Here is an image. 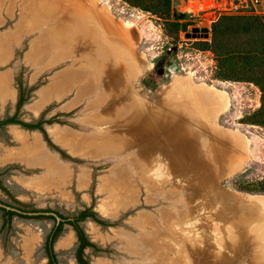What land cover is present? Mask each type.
Instances as JSON below:
<instances>
[{"label":"rangeland","instance_id":"1","mask_svg":"<svg viewBox=\"0 0 264 264\" xmlns=\"http://www.w3.org/2000/svg\"><path fill=\"white\" fill-rule=\"evenodd\" d=\"M13 1L0 0V43L3 41L5 49L0 50V78L7 87L5 95L0 97V264H48L46 239L60 221L63 223L52 241L56 262L79 264L76 258L79 241L66 221L75 219L85 209L94 213L78 221L91 242L83 249V258L89 264L151 263L158 252L149 256L137 249L130 251V242L123 231L149 236L156 227L158 235L175 236L173 251L168 249V240L159 241L162 247L159 264L168 256L172 257L170 264H264V206L250 201L264 195V116L260 112L263 96L260 85L264 87V81L258 80L264 73V62L259 66L249 57L254 52L264 54V16L225 13L212 5L196 14H177L176 8L187 6V0H169L168 9L160 13H154L149 1L53 0L60 13L45 15L35 11L38 0L36 3L34 0ZM86 5L94 7L91 13H85L89 28L107 36L112 49L104 61L108 60L115 70L119 67L116 63H125L129 69L136 66L131 87L142 95L144 113L151 116V121L154 119L151 122L154 132L142 138L145 154L157 151L165 168L188 169L192 180L174 183L168 178L170 175L164 174L160 180L145 176V182L139 170L134 169L135 155L131 160L125 155L118 159L112 155L111 143L96 136L99 129L91 117L107 107L101 98L96 99V93L102 88L106 93L114 76L96 73L95 53H87L83 45L86 40L78 42L80 37L74 33L68 46L58 41V50L51 49L55 32L61 27L62 32L59 30L58 34L64 35L67 24L71 23L63 10L73 6L82 12ZM102 11L110 18L115 33L123 34L124 44L130 50L125 60L115 54L122 46L121 39L104 26ZM93 19L98 23H91ZM193 27H207L208 33L193 32ZM46 43L51 47L47 45L46 49ZM215 47L227 52L225 64L214 51ZM72 75L81 76L78 85L67 86L61 97L54 95L45 102L40 101L41 90ZM179 75L188 76L195 84L226 92L228 106L214 123L225 154L228 144L236 151L227 156L236 161L235 165L228 164V170L221 168L218 159L210 156L205 158L201 154L189 162L181 158L195 143L196 133L190 127L198 129L180 106L170 107L167 101L168 86L173 77ZM91 79L92 86L89 85ZM80 88L86 89L83 96L77 95ZM175 96L182 98L179 91ZM37 102L42 104L38 109L31 106ZM168 110L175 114V120L163 117ZM49 126L65 131L69 142L55 141L47 130ZM15 128L28 133L30 140L33 134L38 136L57 161L65 165L67 183L61 184L56 179L51 182V188H36L21 181L25 176L42 175L46 168L8 157L9 151L22 146L15 138ZM168 159H172V163H168ZM125 164H130L128 179L131 178L137 189V198L121 207L118 203L124 201L132 189L116 187L120 183L127 184L126 174H115ZM120 176L122 178L117 181ZM202 181L208 186L207 191L203 190ZM161 183H164L163 189L154 192L156 202L149 203L147 198ZM172 184L177 187L172 188ZM186 187L191 196L186 195L190 198L185 199L188 202L184 210L180 205L182 195L180 200L173 199V202L164 196ZM218 190L241 200L228 203L217 197ZM160 207L174 213L182 211L179 220L162 214ZM9 210L16 213L9 216ZM140 218L147 221L146 230L136 222ZM170 219L177 225L169 223ZM62 239L68 242L61 243Z\"/></svg>","mask_w":264,"mask_h":264},{"label":"bare ground","instance_id":"2","mask_svg":"<svg viewBox=\"0 0 264 264\" xmlns=\"http://www.w3.org/2000/svg\"><path fill=\"white\" fill-rule=\"evenodd\" d=\"M34 1H32V2H34ZM35 3H36V1H35ZM55 5L56 4L54 3L53 0H38V5L36 6L35 11L39 14L58 15L60 12L57 10ZM59 7H60V5H59ZM62 9L63 8H60L61 12H62ZM92 10H94V7L90 6L88 8L87 5L83 9L82 12L78 7H73V6L70 7L69 9L68 8L64 9L63 15L69 16L70 17L69 21H71V23L67 24L68 30L65 29L64 35H63V33L58 34L59 30H61V32H62L61 27L58 30V32L57 31L55 32L54 39H53L54 43H53V45L51 44L52 47L51 46L50 47L54 51L58 50V46L56 44L58 41H62L63 44L68 46L69 40L74 36L80 37V39L78 40V42H80V43L82 42V39H85L86 41L83 43V45L86 48L85 50H87V53H90V54L95 53L93 55V58H94V61L97 65L96 73L100 74V75L106 74V75H113L114 76L113 77L114 82L112 85L109 82V87H107L106 93L103 91V88H102V90H100L99 92L96 93V94H98V96H97L98 98H96V99L101 98L102 102H105V105H107V107H103V110H101L100 112L96 113L94 116L91 117L96 128L99 129V133L96 136L103 137L102 138L103 140L111 143L109 146L112 149L111 150L113 153L112 155H114L115 157H118V159L122 158L123 155H125L126 158H128L129 160H131L132 155H133V157L136 156L137 159L134 160V163H133V165H135L134 169L136 172H137V169L139 170V174H141L145 178L144 179L145 182L147 179L145 176H153L150 179L160 180V179H162L161 177L164 174L170 175L168 178H171V180L174 181V183H181L184 181L192 180V178H190V176H189L188 169H185L184 171H177L176 169L171 168L168 170L167 168H165L164 163L162 164V161L161 162L159 161L160 157H159L157 151H156V153L153 151H150L147 153V155L145 154V152H144L145 147L142 146V138L144 136H146L148 134H152L154 132V129H152V125H151V122L154 119H152V121H151V116L148 113H144L145 112L144 111V109H145L144 103L140 97L142 95L138 92V90H136V88L131 87L130 81H131V78L136 71V66L134 65L133 67H131V69H129L127 67V64H125V63H122V64L116 63L119 67H117L118 69L116 68V70H115L112 66H110L112 64H110V62L108 60L104 61L105 55L108 58L109 54H111V52H112V49L110 48V46L107 43V40H108L107 36L104 37L101 34L94 31L93 29L89 28L90 27L89 19L85 13L87 11L91 13ZM100 13L102 16V22H103L104 26L107 28V30L114 32L113 36L117 37V39H119V40L121 39L122 46L119 48L118 51L115 52V54H118V56L119 55L122 56V58L125 60V58L129 55L130 50L124 44V39H122L123 34L122 35L116 34L115 30L113 29L114 26H112L113 24L111 23L108 15L104 11H102ZM51 20H52V18H51ZM94 20L95 19H93V21H91V23L97 24L98 21L97 20L94 21ZM57 23H59V22H57ZM65 25H66V23H65ZM67 25H66V27H67ZM72 33H74L75 35L73 36ZM50 39H52V38H50ZM2 42L0 43L1 52H2V50L3 51L5 50L4 49V43H2ZM7 45L8 44H6V47H8ZM47 45L49 47L50 44L46 43V45H45L46 49H47ZM42 47H44V46H42ZM39 50H40V48H39ZM42 51H43V49H42ZM36 53H38V52H36ZM5 56H6V54H5ZM109 60H111V57L109 58ZM89 62L90 63L92 62V58ZM5 79H6V77H5ZM81 80H82V78L79 75H72L71 77H68L66 80H59L60 82L58 84H55V85L51 86L50 88H46V89L41 90L40 101L45 102V101L51 99L54 95L61 97L62 93L66 92L65 88L67 86H72L74 83L77 84ZM6 81H7V79H6ZM4 83L5 82H3L0 78V97L4 96L6 93L5 91H6L7 87L4 85ZM89 83H90L89 84L90 86L93 85L92 79L89 81ZM133 87H134V85H133ZM84 88H80L79 92L77 93L78 96H80V95L83 96L84 94H86L84 92V91H86V89H84ZM12 94H14V93L12 92ZM102 97H104L105 101L103 100ZM108 101H110L111 103L110 102L108 103ZM40 105H42V104L37 102L31 106H34L36 109H38L40 107ZM35 112H36V110H35ZM191 112H192V110H191ZM158 115H160V114L156 113V116H158ZM13 130H14L15 138L22 143V146L19 149H14V150L9 151L8 157H10L12 159H16L18 161L20 160L22 163L24 162V164H26V165H33V166L34 165H36V166L40 165V166H43L46 168V172H44L42 175H37V176L35 175L34 177H28V176L22 177V179H21L22 182H24L26 185H29V186L31 185V186H34L36 188H45V186H49L47 188H51V186H52L51 182L52 181L56 182V179H57V182H61V184H65V182L67 183V177H66L67 174H66L65 168L63 167L65 165L62 164L61 161H57L56 157L44 147L43 143L41 142V140L38 138L37 135L33 134L32 135L33 139L30 140L29 139L30 136L28 133H26L22 130L20 131L16 128ZM47 130L50 134H52L55 141L63 142V143L69 142L66 140L68 138V135L65 133V131L59 129V127L49 126ZM216 131H217V129H216ZM197 137H198V134H195V139H194L195 143L191 145L190 151L188 150L187 153H184L185 156L181 157L186 162L191 161V159L192 160L197 159V157H199L201 154L204 156V154L206 153L205 149L203 147V144L200 145L199 142H201V141H198ZM172 149H173V147H172ZM182 149H184V148H182ZM171 154H172V151H171ZM191 154H192V156L189 157V155H191ZM174 155H176V154H174ZM168 163H172V159L171 160L168 159ZM131 164H132V162H131ZM130 169H131L130 164L129 165L125 164V167L123 169L116 170V172H115V174L117 176L122 175V174L127 175V177L124 176V178L127 181V184H124V183L118 184L116 186L118 189L124 190L128 186H129V188L130 187L132 188L131 193L129 192L130 194H128L127 197H125V200L118 203V205L121 207H125L127 204H130L133 201V199L137 198V191H135L137 189H135V187L133 186L131 178L128 179ZM82 175H84V173ZM121 178H122L121 176L118 177L117 181L120 180ZM199 180H204V179H199ZM41 186H43V187H41ZM201 186L204 188L203 189L204 191H207L208 186L203 181L201 182ZM163 187H164V183H161L159 186L154 188L153 192H151V194L149 195L150 197L147 198L149 203L156 202V199L154 197V192H156V190L163 189ZM171 187L176 188L177 186H176V184H172ZM179 190L180 191L172 192L171 194L170 193L164 194V196L167 200H170L171 202H173L172 201L173 199L180 200L179 196L182 195V199H181L182 201L180 202V205H181V208L184 210L186 208V202H188L187 200L190 198V197L188 198V196L186 197V195L191 196V192L187 187L184 188L183 190H181V189H179ZM107 194H109V193H107ZM183 194H185V195H183ZM217 197L224 199L228 203H232L234 201H237V200L240 201L241 200L239 197H236V196L234 197V196H231L229 194L222 193V191H220V190H218ZM185 199H187V200H185ZM250 201L253 202L254 204H260V205L264 206V195L253 197V198H251ZM160 208H161L162 214H164V213H167L168 215L170 214V216H173L174 218H177V220H179L182 211L178 210L177 213L176 212L174 213V211L171 209L170 210L167 209L168 211L167 210L165 211V209H163V207H160ZM107 214H108V212H107ZM155 219H156L157 223H159L158 219L157 218H155ZM163 221H164V218H163ZM165 221H166V219H165ZM168 221H169V223H172L173 225H177V223H175V221H173L171 219ZM136 222H138V224L140 225V227L142 229L146 230L145 225H146L147 221L145 219H141V218L136 219ZM167 229L171 232V229L169 227ZM115 232L118 233L120 231L116 230ZM158 233H159V228H157V227L150 233L149 236H143L142 234L134 235V234L127 233V232L124 233V231H123V235L126 236L127 241L130 242L131 246H130V248L128 247L130 251H134L137 249L136 251H138V252H142V253H146V254L149 253V256H151V254L152 255L155 254V251L158 252L156 259L149 264H159V262L162 260V253H161L162 247H159V241L160 240H163V239L168 240L169 241L168 242V244H169L168 249H170L171 251L175 250V236L172 235L171 237L168 238L166 235H163V234L158 235ZM67 240L62 239L60 241H61V243H65V242H68ZM126 244L128 245L129 243H126ZM187 244L189 245V247H191L189 244V241ZM191 245H192V243H191ZM184 246H182V248ZM195 247H198V246H195ZM185 249H187V248H184V250ZM186 253L189 257V253L187 251H186ZM169 254H170V252H169ZM190 260H191V258H190ZM170 263H172V257L168 256L163 264H170ZM180 263H178V264H180ZM97 264H99V263H97ZM191 264H193V263H191Z\"/></svg>","mask_w":264,"mask_h":264},{"label":"crops","instance_id":"3","mask_svg":"<svg viewBox=\"0 0 264 264\" xmlns=\"http://www.w3.org/2000/svg\"><path fill=\"white\" fill-rule=\"evenodd\" d=\"M168 89L170 91L169 93H166V95L169 106H180V109L184 111L189 118H191L195 127L198 129L194 130V128L191 129L190 127V130L198 134V141L203 143V147L206 152L204 157L206 158L207 156H210L218 159L221 168L225 170L228 168V164L230 166L235 165L236 161H231L227 158V156L236 154V151H232V145L227 143V154H225L226 151H224L221 145L223 141L217 136V127L214 123V119L218 116V114L228 106V96L226 92L221 89H214L202 84H195L188 76L182 75L174 76L172 83L168 86ZM177 91L180 92L182 97L181 99H178L175 96ZM160 113L161 111L159 114ZM164 114L165 115H163V117L175 120V114L169 110L165 111ZM197 124L199 128L197 127ZM239 154L240 152H237V155Z\"/></svg>","mask_w":264,"mask_h":264},{"label":"trees","instance_id":"4","mask_svg":"<svg viewBox=\"0 0 264 264\" xmlns=\"http://www.w3.org/2000/svg\"><path fill=\"white\" fill-rule=\"evenodd\" d=\"M139 1H142L143 3L149 1V3H152V5H153L152 10L154 11V13H160L161 11H164L166 8L168 9V6H169V0H139ZM148 10H151V9H148ZM213 40H215V38ZM214 44H215V42H214ZM214 51L220 56L221 62L223 64H225L227 62V52H225L223 49L217 50L216 47H215ZM249 57L255 59L254 61L257 64H259V66H260V64H263V62H264V54L262 55V54H259L257 52H254ZM259 79L264 81V73L263 72L260 76H258V80ZM258 83H259V81H258ZM260 86H261V89L263 92L262 106L260 108V112H262V115L264 116V87L262 85H260ZM9 122H12V120H9ZM7 213L9 214V216H11L12 214H15L16 212L9 210V211H7ZM93 215H94L93 212L85 209V210L80 211L78 216L75 219L66 221V223L70 224L73 227V229L75 230L78 241H79V245H78V249H77V253H76V258H77V261L79 262V264H89L83 258V249L87 246H90L91 242H89L88 239L86 238L83 230L78 225V221L83 220L87 216H93ZM62 223H63V221H60L57 225L53 226V228L50 230V233L48 234V237L46 239L45 251H46V255L48 257V264H57L56 255L52 249V241H53L54 237L56 236V234L59 232Z\"/></svg>","mask_w":264,"mask_h":264},{"label":"built area","instance_id":"5","mask_svg":"<svg viewBox=\"0 0 264 264\" xmlns=\"http://www.w3.org/2000/svg\"><path fill=\"white\" fill-rule=\"evenodd\" d=\"M187 6H178L177 14H196L209 5L225 12L239 15L264 16V0H187Z\"/></svg>","mask_w":264,"mask_h":264},{"label":"water","instance_id":"6","mask_svg":"<svg viewBox=\"0 0 264 264\" xmlns=\"http://www.w3.org/2000/svg\"><path fill=\"white\" fill-rule=\"evenodd\" d=\"M202 31V32H204L205 33V35H207V33H208V28L207 27H202V28H198V27H193L192 28V31L193 32H197V31Z\"/></svg>","mask_w":264,"mask_h":264}]
</instances>
